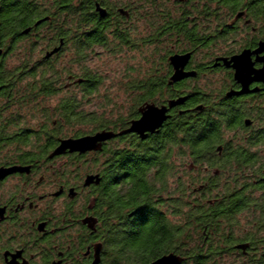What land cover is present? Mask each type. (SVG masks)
<instances>
[{
  "label": "flooded vegetation",
  "instance_id": "flooded-vegetation-1",
  "mask_svg": "<svg viewBox=\"0 0 264 264\" xmlns=\"http://www.w3.org/2000/svg\"><path fill=\"white\" fill-rule=\"evenodd\" d=\"M249 3L157 0L148 13L136 2L106 5V18L97 14L66 32L46 12L25 31L20 60L11 51L19 41L10 40L0 56V264H101L100 243L112 225L136 224L137 216L145 223L128 237L121 264L146 249L149 264L159 261L156 251L174 264H253V257L264 264V91L242 90L235 78L240 56H264V34L246 35L243 18L247 11L264 19V3ZM140 35L158 49L142 71L138 55L127 59ZM175 56H188L187 76L177 82ZM53 67L54 75H40ZM97 98L99 122L82 103ZM76 106L90 116L85 125L76 126ZM149 107L165 112L161 124L145 127L143 137L130 133ZM230 108L253 127L245 115L230 123ZM189 126L212 148L203 168H194L211 188L193 198L210 204L215 218L190 252ZM100 133L113 138L97 151L54 155L63 141ZM144 173L149 190H131Z\"/></svg>",
  "mask_w": 264,
  "mask_h": 264
},
{
  "label": "trees",
  "instance_id": "trees-1",
  "mask_svg": "<svg viewBox=\"0 0 264 264\" xmlns=\"http://www.w3.org/2000/svg\"><path fill=\"white\" fill-rule=\"evenodd\" d=\"M129 2H125L124 0H91V3H88V0H0V50L3 52L4 49L8 50L12 45L9 44L10 40L15 38L19 41L13 45L11 48L12 54L16 53L18 48H21L19 44L23 42V36L25 31L31 26L36 24L39 18H42L44 14L47 12H53V20H52V27L62 31H67L71 25H81L83 26L86 20L89 18L90 22L94 23L96 20L97 14V7H100L102 10H105L106 5H113L116 4L120 5H128L133 3H139L142 8H145L144 13H148L149 7L151 4H155L157 0H128ZM152 8V7H151ZM106 11V10H105ZM153 12V11H152ZM139 13H143V9L139 10ZM50 26L48 23L44 24L43 27ZM155 39H159L158 37H154ZM162 38V37H161ZM160 38V39H161ZM150 40L149 37L140 39L139 46L146 45L151 46V44L146 43ZM160 41V40H156ZM155 41V42H156ZM92 44V43H91ZM90 44V45H91ZM161 42H156V45H161ZM94 45V44H93ZM92 45V46H93ZM124 47L126 44H123ZM79 48L80 52H83V45H80ZM158 56V52L156 53ZM162 56V55H161ZM150 57L146 58L150 61ZM147 61V60H146ZM146 64H140V70H144ZM53 70V72H51ZM34 73L36 70H34ZM54 67L49 68V70L41 73L44 77L54 75ZM67 109V106L64 108ZM69 114V113H67ZM74 120L76 126L85 125L86 122L89 120V115H86L84 112L78 111V107H74ZM101 115H96L94 118L91 117L92 121L99 122L101 119ZM199 129L192 128L189 126L186 132V143H187V154H188V162H187V194H188V209H187V238H188V249L189 252L195 249L200 244L199 238H204L203 235L204 231L208 230V232H212L215 218L213 217V207L210 204L202 205L201 202L194 200V191L203 189L208 190L211 188L210 185L199 183V174H202L201 171H195V167L203 168V164L205 163V159L210 156V151L212 148L210 146H203L200 138L198 137ZM204 134V132L202 133ZM209 135V133H208ZM209 140V139H207ZM203 141V140H202ZM211 163L209 162V167H211ZM174 172V169L171 170ZM195 173L198 176L195 178ZM139 176V173H138ZM133 185L131 184V190L138 189H146L149 190V186L147 184V180L144 175L140 176L139 178L133 180ZM133 188V189H132ZM178 189H181L180 182L177 186ZM144 225V224H143ZM206 236H208L206 234ZM192 248V249H191ZM191 249V250H190ZM148 249L140 255H137L136 258H125V264H147L152 262V259L148 255ZM145 254V255H144Z\"/></svg>",
  "mask_w": 264,
  "mask_h": 264
},
{
  "label": "snow or ice",
  "instance_id": "snow-or-ice-1",
  "mask_svg": "<svg viewBox=\"0 0 264 264\" xmlns=\"http://www.w3.org/2000/svg\"><path fill=\"white\" fill-rule=\"evenodd\" d=\"M88 3H91V0H88ZM260 3H264V0H250L248 7L253 8L255 4ZM260 11H264V9H260ZM243 18L245 20V27L248 29L246 35L264 34V19L255 22L247 11H245ZM253 56L256 58L254 59ZM235 78L239 85L242 86V90L255 88L257 91H264V56H261L260 53L240 56L235 62ZM229 111L233 113L230 123H234L240 115H245L247 126L249 128L253 127V120L250 116L241 113L238 108L235 110L230 108ZM262 112H264V109H262ZM224 115H227V113H224ZM159 118L160 113L154 108L149 107L144 113V123L146 126H153ZM258 119L264 120V115ZM192 127L194 128V126ZM255 139H258V137H253V141ZM124 219L127 218L122 217V221ZM132 219L137 220V223L125 224L121 222L112 225L110 232L106 234L104 241L100 243L102 254L98 253V259L101 261V264H103L104 257L108 256L111 257L110 264H121V258L125 256L128 251V237H130L133 232H139L145 223L143 218L139 216L132 217ZM152 255L159 258V264H174V261L167 253L161 255L159 251H156L153 252ZM252 259L253 264H255V257ZM145 264H147V262H145Z\"/></svg>",
  "mask_w": 264,
  "mask_h": 264
},
{
  "label": "water",
  "instance_id": "water-1",
  "mask_svg": "<svg viewBox=\"0 0 264 264\" xmlns=\"http://www.w3.org/2000/svg\"><path fill=\"white\" fill-rule=\"evenodd\" d=\"M97 12L99 13L102 19L106 18L107 12L105 10H102L100 7H97ZM121 13H125V12L121 11ZM1 54H2V51L0 50V56ZM187 58L188 56L187 57L175 56L171 58V63L175 69L173 81L175 82L180 81L184 77L187 76L186 74L183 73V68L186 65ZM177 104L178 103H173L172 106H175ZM155 110L160 113V118L153 126H146L144 123V116H143L140 122L134 123V125L129 130V132L138 133L142 137H143V134L145 133V130H144L145 127H150L151 128L150 130L153 132L158 127V126L156 127V125L161 124V122L159 124L157 123L161 121V116L165 113L164 111H159L157 109ZM153 127H156V128H153ZM111 138H113V134L111 133H100V134H97L95 137H85V138L78 139L75 141L74 140L63 141L61 146L58 149H56V151L54 152V155H61L67 150H70L71 152H78L81 154H84L90 151H97L100 149V146H99L100 143L106 140H109ZM13 171L14 170L7 171L6 174L11 173ZM155 264H159V261Z\"/></svg>",
  "mask_w": 264,
  "mask_h": 264
},
{
  "label": "rangeland",
  "instance_id": "rangeland-1",
  "mask_svg": "<svg viewBox=\"0 0 264 264\" xmlns=\"http://www.w3.org/2000/svg\"><path fill=\"white\" fill-rule=\"evenodd\" d=\"M122 1V0H119V2ZM125 2H129L128 0H124ZM143 7V6H142ZM143 9V13L146 11L145 8H142ZM144 38H147L145 36H139V42H140V39H144ZM157 48L156 47H153V46H146V45H140L139 46V50L138 51H133V52H129L128 54V58L129 60H131V58H134L135 55H138V61L139 63L141 64H145L146 58L150 57L153 55L154 52H158V49L156 50ZM23 55H25L24 51L22 48H18V50L16 51V53L13 54V59L16 60V59H21L23 57ZM125 60V59H124ZM107 78H110V77H107ZM105 84H110V80H107L105 82ZM82 103H85V105L83 107L86 108L87 112H94L95 115H101V114H104V112H102V108L100 107L103 102H102V99H94V100H91V101H88V100H85V101H82ZM85 110V109H84ZM198 174L195 173V178L197 177ZM199 179V177H197ZM188 182V180H187ZM199 183H202L201 180L199 179Z\"/></svg>",
  "mask_w": 264,
  "mask_h": 264
}]
</instances>
